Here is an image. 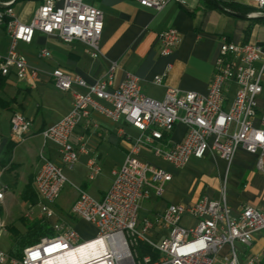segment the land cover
I'll list each match as a JSON object with an SVG mask.
<instances>
[{"label":"built area","instance_id":"obj_1","mask_svg":"<svg viewBox=\"0 0 264 264\" xmlns=\"http://www.w3.org/2000/svg\"><path fill=\"white\" fill-rule=\"evenodd\" d=\"M94 0H42L31 22L22 23L15 15V1L0 2V27L11 39L6 55L0 54V77L15 75L29 86L41 78L18 50L19 43L32 44L36 33L56 37L66 44L84 43L93 58L101 56L104 13ZM142 7L160 12L170 2L186 5V0H136ZM255 10L245 17L264 22V0H240ZM223 7L220 3H217ZM182 40L180 32L169 29L159 34L160 54L171 56ZM50 51L40 50L39 58L48 59ZM117 65L94 84L57 68L51 73L53 84L71 95L72 110L57 124L42 131L44 148L53 144L64 166L75 167L82 154L89 155L85 144L76 147L71 137L82 123H90L96 113L133 125L141 133L122 166L112 171L113 182L102 199L78 188L72 215L96 227L97 236L82 241L77 231L56 219L55 204L69 180L62 166L51 161L42 150L41 170L35 178L39 197L37 207L55 230L56 236L24 250L21 259L0 251V264H240L237 245L250 247L254 234L264 231V212L245 206L234 215L225 194L219 200L202 198L196 203L169 205L164 212L142 216L143 202L152 196L160 199L173 175L167 170L139 159L149 152L176 169H184L192 158L215 154L228 168L238 150L257 157V171L264 176V48L253 42L235 44L224 39L215 61L208 93L180 92L168 88L163 100L143 94L140 80L128 73L114 85ZM154 83L161 85L163 76ZM78 89L85 90L84 92ZM181 123L186 135L181 143L170 144L166 137ZM11 137L16 143L27 140L32 121L23 113L10 119ZM89 181L101 173L97 157L88 160ZM8 188L0 186V206ZM190 215L195 224L185 226ZM28 214V218L32 216ZM9 227L0 217V240ZM159 239V240H156ZM142 247L150 253L142 254ZM225 247L227 254L221 253ZM86 248L84 254L74 252ZM221 257V258H220ZM220 260V261H218ZM258 258H251L255 264Z\"/></svg>","mask_w":264,"mask_h":264},{"label":"crops","instance_id":"obj_2","mask_svg":"<svg viewBox=\"0 0 264 264\" xmlns=\"http://www.w3.org/2000/svg\"><path fill=\"white\" fill-rule=\"evenodd\" d=\"M11 1H15L12 8L22 23L31 22L42 4V0H0L1 3ZM186 1V5L170 2L157 12L142 7L136 0H94L92 4L104 13L101 56L98 59L91 56L82 42L66 44L40 32L36 33L32 44L19 43L18 50L27 57L32 67L41 71V78L32 86L15 75L0 78V125L3 127L6 122L8 127L7 134L3 136L1 133H4L5 125L0 129V186L8 188L0 206V217L9 227L8 235L0 240V251L9 254L14 238L27 232L26 223L44 219L37 207L39 197L35 187V178L42 166V150L51 161L63 167L69 180L54 206L56 219L77 231L78 227L93 226L71 213L78 198V188L96 199H102L112 185V171L123 165L134 142L141 136L140 131L126 121L115 122L96 113L89 124L82 122L71 137L74 146L85 144L89 155L82 154L73 168L64 166L55 145L49 144L44 148L41 134L72 110L71 95L52 82L54 69H63L94 84L116 64L114 88L131 73L139 78L144 95L161 101L168 88L206 95L224 39L235 44L258 43L264 48V44L254 39L256 28L263 21L248 19L245 17L248 14L220 7L214 0H209L214 6L205 0ZM173 28L180 32L182 40L171 56L163 57L159 34ZM10 46V37L5 28L0 27V54L6 55ZM43 48L50 51V57L45 60L39 58ZM157 76H163L161 85L154 83ZM17 112L32 121L31 134L22 143L14 142L11 137L10 119ZM186 132V127L179 123L166 140L170 144L181 143ZM91 156L97 157L102 166V173L94 181L88 180V160ZM150 156L160 163H151L148 160ZM139 159L173 175L162 198L152 196L146 205L143 204L142 216L162 213L172 204L187 205L202 198L219 200L223 194L234 215H239L245 206L264 212V176L257 171V157L243 149L238 150L229 168L227 162L215 154H208L204 159L192 158L184 169H176L146 151L141 152ZM5 174L10 176L8 182H2ZM11 183L14 187L20 185L18 197L11 191ZM28 187L32 193H25ZM17 198L20 199L19 216L13 218L17 207L13 200ZM57 206L62 211H58ZM31 212L33 215L28 218ZM185 219L191 220L190 224H185ZM183 224L193 226L195 221L187 214ZM236 247L240 264H249L251 258H258L255 264H264V231L254 234L250 247L239 244ZM228 251L229 248L225 247L221 256Z\"/></svg>","mask_w":264,"mask_h":264},{"label":"trees","instance_id":"obj_3","mask_svg":"<svg viewBox=\"0 0 264 264\" xmlns=\"http://www.w3.org/2000/svg\"><path fill=\"white\" fill-rule=\"evenodd\" d=\"M205 2L209 5L214 6V4L209 0H205ZM226 6L231 11L241 12L244 14H249L251 13V11H253L252 8L243 7L241 5L227 4ZM32 192H33L32 189L28 187L25 193H32ZM26 227H27V232L25 234L16 236L13 240V246L9 252V256L12 258L21 259L23 256V252L26 248L40 243V241L43 238L55 237L56 232L54 228L44 219L43 220L41 219L39 221L30 224L26 223ZM141 253L142 254L150 253V250L147 247H142Z\"/></svg>","mask_w":264,"mask_h":264},{"label":"rangeland","instance_id":"obj_4","mask_svg":"<svg viewBox=\"0 0 264 264\" xmlns=\"http://www.w3.org/2000/svg\"><path fill=\"white\" fill-rule=\"evenodd\" d=\"M214 2L215 3H220L226 9H228L227 6H226L227 4H234V5H241L243 7L252 8L253 11L255 10L253 7H251L248 4H246V2L240 1V0H214ZM253 11H251V12H253ZM257 23H261V22H257ZM256 29L257 30H256V34L254 35V39L258 40L259 42H261V44H264V23L260 24ZM262 98L264 99V94H263ZM1 122H2V120H0V123ZM4 125H5V127H4ZM4 125H3L4 128L1 127V125H0V129L3 128V132H4V133H1L2 136L6 135L7 134L6 132H8L7 123L5 122ZM148 160L151 163H155V164H159L160 163V161L157 160L156 158H154L153 156H150ZM9 177H10L9 174H5L2 182L5 181V180L8 182L10 180ZM11 184H12L11 185L12 186L11 191H13L15 193V196L18 197L19 196V191H20V188H21L20 185H19V187H14L13 183H11ZM13 203L17 204L16 210H15V216L13 217V218H15V217L19 216L18 215L19 214V211H18L19 210V205H18V203H20V199L19 198L14 199ZM143 203H144V205H146L148 203V201H144ZM57 210L58 211H62L61 207H59V206H57ZM190 222H191V220H189V219L188 220L185 219V221H184V223L187 224V225L190 224ZM77 233H79L82 241H84V242L94 239L96 237V235H97L96 229L93 226H90V225H86L85 227H78L77 228ZM55 236H56V233H55ZM8 244H9V242H7V246H8Z\"/></svg>","mask_w":264,"mask_h":264},{"label":"bare ground","instance_id":"obj_5","mask_svg":"<svg viewBox=\"0 0 264 264\" xmlns=\"http://www.w3.org/2000/svg\"><path fill=\"white\" fill-rule=\"evenodd\" d=\"M85 252H87V251H86V248L80 249V250H78L77 252H74V256H72V257H78L77 254H75V253L84 254Z\"/></svg>","mask_w":264,"mask_h":264}]
</instances>
